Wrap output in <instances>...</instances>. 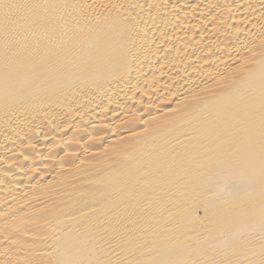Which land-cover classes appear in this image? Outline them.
<instances>
[{"label":"bare ground","instance_id":"6f19581e","mask_svg":"<svg viewBox=\"0 0 264 264\" xmlns=\"http://www.w3.org/2000/svg\"><path fill=\"white\" fill-rule=\"evenodd\" d=\"M0 264H264V0H0Z\"/></svg>","mask_w":264,"mask_h":264}]
</instances>
